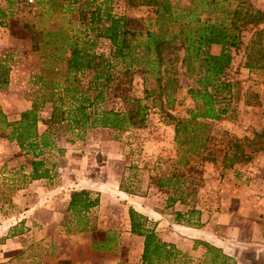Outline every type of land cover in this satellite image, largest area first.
<instances>
[{
    "label": "rangeland",
    "instance_id": "rangeland-1",
    "mask_svg": "<svg viewBox=\"0 0 264 264\" xmlns=\"http://www.w3.org/2000/svg\"><path fill=\"white\" fill-rule=\"evenodd\" d=\"M84 1L86 0H0V103L5 109L12 107L18 110L23 101L30 106L31 101L36 98L41 101L37 111L38 117L47 118L52 103H59L62 108L73 104L72 93L64 91L63 85L67 88L75 87L82 93V98L88 100L96 94L89 82L93 75L92 70L70 73L65 80L64 60L56 58L65 57L68 54V41L74 34L80 35L82 26L78 22V10L89 7ZM113 1V11L116 14H123L134 20L150 15L153 10V7L140 4L128 6V0ZM134 1L138 3L141 0ZM170 1L177 8L192 10L191 14L187 10L180 12L183 13L180 22H188L189 18L195 15L217 20L236 2L224 0L219 7L212 8L210 5H196L195 0ZM245 1L264 10V0ZM258 28L263 30L257 32L255 27L250 25L240 30L241 43L237 50L231 51L232 61L222 76L231 83V91L230 94L220 95L222 99L216 103V107L222 110L219 119L205 120V126L194 131L191 124H188L187 131L179 130L176 138L174 137L175 119L187 118V109L194 105L185 93L187 87L193 84L192 75L187 76L184 73L177 59L169 63L176 69L175 74L171 76L175 89L171 92L168 86L166 91L170 94V106H159V100L163 104L167 97L163 96L165 92L158 97V82L155 76H143L138 73L133 75L129 85L112 84L105 90L102 102H97L93 107L85 106L86 111L101 107L123 110L126 108L127 98H142L146 86L154 90V93L141 101L147 105V117L143 127L122 131L98 127L75 132L68 131L65 126L53 125L52 130L56 128L53 139H57L59 147L57 151L53 149L52 152H43L39 156L48 163L56 158L58 163L65 167L72 165L70 169H74V172L69 169L59 170V176L70 175L75 178L83 169V174L90 178L103 177L111 183L120 178V187L129 192L145 191V181L154 183L156 177L169 179L167 190L178 193L219 189V185L227 176H247L246 171L264 177V150L259 154L252 153L248 162L233 163L228 168L222 167L225 154L232 153L233 137L249 135L254 130L259 131L264 124V23L258 25ZM89 44L86 43V48L96 55H108V42L105 39L98 38L93 45ZM217 50L218 46L209 49L211 53ZM174 52L178 58L182 54L180 49ZM164 54L168 58L173 55L170 52ZM111 63L115 70L124 67L118 59H111ZM244 63L250 65L251 71L246 72ZM39 76L43 77L41 81L37 78ZM72 76L76 77L75 82L71 81ZM48 86L54 87L52 94L48 92L49 95L46 94L48 88H45ZM43 93L46 95L44 100L41 96ZM245 97L250 105H242ZM257 101L258 104H255ZM84 105L87 103L84 102ZM15 121L19 120L7 119L0 109V190L2 189L3 194L15 192L24 180L25 174L21 171L24 170L25 161L33 157L25 142L19 147L14 140L7 139L6 135L11 127L4 124ZM44 128L45 125L37 120V131L40 133ZM80 140H83V143L77 142ZM119 148L122 153L117 157ZM68 149L73 150L69 153ZM203 157L211 158L212 161ZM5 161H8V164ZM204 163L208 166L205 167ZM9 175L15 181H5ZM205 175H212L214 179L209 180Z\"/></svg>",
    "mask_w": 264,
    "mask_h": 264
},
{
    "label": "crops",
    "instance_id": "crops-1",
    "mask_svg": "<svg viewBox=\"0 0 264 264\" xmlns=\"http://www.w3.org/2000/svg\"><path fill=\"white\" fill-rule=\"evenodd\" d=\"M19 107L0 103L7 119L19 120L30 108L24 101ZM58 147L55 139L42 153ZM121 153L119 148L117 157ZM31 160L15 192L0 190V264H264L260 174L229 175L219 189L207 191L178 193L146 180L145 191L129 192L120 178H90L83 169L75 178L59 176V170L74 169L56 158L42 159L40 170L47 174L31 178ZM131 222L152 239L131 233Z\"/></svg>",
    "mask_w": 264,
    "mask_h": 264
},
{
    "label": "trees",
    "instance_id": "trees-1",
    "mask_svg": "<svg viewBox=\"0 0 264 264\" xmlns=\"http://www.w3.org/2000/svg\"><path fill=\"white\" fill-rule=\"evenodd\" d=\"M223 1L195 0L196 5H210L212 8L219 7ZM113 3V0L84 1V4L89 7L78 10V22L82 26L80 35L74 34L68 41V54L65 57H56L63 59L66 65L65 80L70 73L75 74L81 70L93 71L89 82L96 90V94L92 99L82 98V93L75 87L67 88L63 85L64 91L72 93L73 104L70 107L62 108L59 103H52L48 117L39 118L37 111L41 101L35 98L31 101L30 108L20 113L19 121L4 124L11 127L6 135L7 139L14 140L19 147H22L25 142L34 158L39 156L45 147L54 144L53 134L56 128L52 130L53 125L65 126L68 131L75 132L98 127L117 131L143 127L147 117V105L141 101L154 93V90L146 86L143 89L142 98L128 97L126 108L123 110L101 107L86 111L85 106L93 107L97 102H102L105 90L112 84L129 85L135 73L143 76L153 74L158 82V97L164 92L163 96L167 97L163 100V104L159 100V106H170L171 102L168 100L170 94L166 91L168 86L171 92L175 89L171 76L175 74L176 69L169 63L177 59L184 73L187 76L192 75L193 84L187 87L185 93L194 105L187 109V118L175 119L174 137L176 138L179 130L187 131L188 124H191V129L194 131L205 126L203 122L205 120L219 119L222 110L216 107V103L222 99L220 95L224 96L231 91V83L222 76L232 61L231 51L237 50L241 43L240 30L248 25L255 27L254 30L257 32L263 30L258 28V25L264 23V10L255 8L245 0H236L235 5L217 20L197 17L194 14L195 16L189 18L188 22L179 21L183 17V13L180 12L187 10L191 14L192 10L177 8L170 0H141L138 3L128 0V6L140 4L153 7L150 15L138 20L116 14L113 11ZM98 38L108 42L107 56L96 55L86 48L87 42L93 45ZM212 46H218L217 52L209 51ZM177 49L182 52L179 58L174 52ZM169 52L173 53L172 58L164 56V53ZM111 59L120 60L124 67L115 70ZM244 66L250 67L246 63ZM37 78L39 81L43 79L42 76ZM71 78L72 82L76 81L75 76ZM145 80L143 77L144 82ZM45 88H48L46 94H52L54 87ZM77 92H79L78 95H76ZM41 96L44 100L46 95L43 93ZM84 102L87 105H84ZM243 102L245 105H250L247 97ZM255 104H258V101ZM37 120L45 125L40 133L36 129ZM231 149V155L225 154L223 157L225 159L222 160L223 168H228L233 163L250 161L252 153L264 150V124L259 131L254 130L249 135L233 137ZM203 159L212 161L207 157ZM42 165V159L31 160L29 176L31 178L45 176L46 171L40 170ZM167 181L169 179L162 182L161 178L156 177L154 183L158 186H167ZM130 231L137 235H144L139 223L132 225L131 222ZM144 236L145 240H151L153 237L150 233Z\"/></svg>",
    "mask_w": 264,
    "mask_h": 264
}]
</instances>
